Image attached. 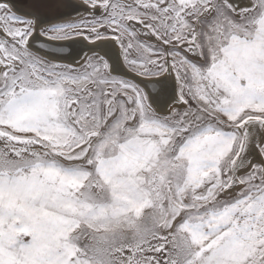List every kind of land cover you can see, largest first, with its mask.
I'll use <instances>...</instances> for the list:
<instances>
[{
  "label": "snow or ice",
  "instance_id": "6c2138e0",
  "mask_svg": "<svg viewBox=\"0 0 264 264\" xmlns=\"http://www.w3.org/2000/svg\"><path fill=\"white\" fill-rule=\"evenodd\" d=\"M0 264H264V0H0Z\"/></svg>",
  "mask_w": 264,
  "mask_h": 264
},
{
  "label": "bare ground",
  "instance_id": "6f19581e",
  "mask_svg": "<svg viewBox=\"0 0 264 264\" xmlns=\"http://www.w3.org/2000/svg\"><path fill=\"white\" fill-rule=\"evenodd\" d=\"M15 2L18 6H23L27 2V0H15Z\"/></svg>",
  "mask_w": 264,
  "mask_h": 264
}]
</instances>
